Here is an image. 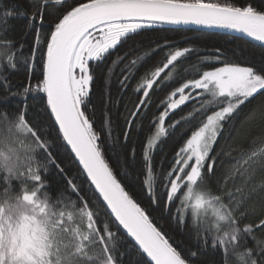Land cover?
<instances>
[{"label": "snow or ice", "instance_id": "1", "mask_svg": "<svg viewBox=\"0 0 264 264\" xmlns=\"http://www.w3.org/2000/svg\"><path fill=\"white\" fill-rule=\"evenodd\" d=\"M17 19L27 21L33 36L27 53L25 42L13 35ZM164 25L165 31L195 26L264 42V0L259 6L251 0H27L26 6L0 0V94H19L5 69L23 62L42 70L35 91L46 97L44 111L91 191L85 196L73 179L53 191L49 166L63 169L49 139L27 118L26 105L11 115L0 111V264H124L126 247L134 249L135 264H196L201 246L219 250L221 264H264V102L249 107L264 97V62L241 65L230 59L237 57L235 50L217 47L189 70L184 64L195 49L165 42V59L139 76L132 88L136 102L129 101L131 110L125 106L126 140L131 126L147 115L152 97L165 93L144 154L143 183L156 205L149 153L166 135V118L179 109L180 118L168 126L195 125L161 185L177 225L190 223L195 230V249L185 252L170 242L106 158L111 108H119L111 92L113 71L126 59L120 49ZM143 59L122 69L120 99ZM109 60L97 126L93 85ZM32 90L31 83L23 89ZM226 155L231 159L225 165Z\"/></svg>", "mask_w": 264, "mask_h": 264}, {"label": "trees", "instance_id": "2", "mask_svg": "<svg viewBox=\"0 0 264 264\" xmlns=\"http://www.w3.org/2000/svg\"><path fill=\"white\" fill-rule=\"evenodd\" d=\"M13 2L20 3L23 6L27 4V0H13ZM236 2L243 3L244 0H236ZM251 2L259 6V0H251ZM12 23L15 25L13 35L17 41L25 42L24 51L27 53L29 45L32 44L33 40L31 32L24 27L27 21L17 19ZM168 27L164 25L156 30H147L143 35L137 36L134 41H129L128 44L120 49L119 55L123 56L126 54V59L124 62L118 64L113 71L111 92L113 100H119V108L118 110L114 106L111 108L113 118L112 138L108 140L106 145V158L113 169L120 175L121 180L134 198L150 212L151 218L171 237L170 242H173L174 246H177L178 249L187 252L189 249L196 248L195 230L190 223L187 228L183 225H177L174 213L165 207L164 188L161 185L164 183L163 177L172 163L175 152L185 142V138L189 135L190 130L194 129L195 125H189L182 121L181 124H176L175 127H169L168 123L170 121L180 118L177 114L180 111L179 109L170 113V116L166 118V135L159 140L149 154L153 179L155 181V198L159 199V205H156L150 202V194L145 190L146 186L143 183L147 179L144 154L147 141L156 130L153 124L156 122L158 109L161 107L157 101L161 100L165 93L160 92L158 95L152 97L153 105L150 109L146 110L147 115L141 119H137L131 126V132L126 140L123 136L125 131V106L127 105L131 110L132 103H129V101L136 102V96L132 94V88L136 85L139 76L145 70L153 68L165 59L167 54L164 48L165 42L195 49V51L189 54V59L184 64V67L189 70L193 66H200L202 64L201 58L210 56L217 47L227 48L230 53L232 50H235L237 57L233 58L230 56L233 62H238L241 65L256 64L258 66L261 62H264V46L243 38L232 39L220 32L198 31L181 26H176L173 31L163 30ZM137 57L144 58L141 61L143 67L139 68L135 77L131 79L127 90L128 94L123 99H120L117 93V88L119 87L117 81L121 77L122 69H125ZM115 58L116 55L114 54L111 59ZM36 60L37 62L40 61L39 53H37ZM108 67H111V60L97 71V78L93 85V92L95 93L93 99L97 103L95 118L97 126H99L101 116L100 97L104 92V73ZM41 71L40 68L32 67L31 65L26 67L23 62L18 63L15 70L5 69L13 92L19 94H0V111H7L11 115L23 111L26 105L27 118L31 122L38 124L40 130L49 139L53 158L63 169L61 172L54 166H49L47 181L51 184L53 191L63 190L66 187V180L73 179L75 183L81 185L84 189V195L90 197V182L82 174V168L74 154L62 140V137L58 136L56 127H54L49 115L44 111L46 97L41 99L40 97H43L44 94H38L35 91V85L40 78ZM29 83H31L33 90L25 94L23 89ZM261 102H264V97L257 96L249 107H254ZM233 137L234 139H238L236 133L233 134ZM233 142V140H228L227 144L230 145ZM229 159L231 157L227 155L224 157L225 165ZM220 167L221 161L218 160L217 169H220ZM248 243L251 244V241ZM125 251L124 264H135L138 257L135 255L134 249L126 247ZM196 264H221L219 250L201 246L200 254L196 258Z\"/></svg>", "mask_w": 264, "mask_h": 264}, {"label": "water", "instance_id": "3", "mask_svg": "<svg viewBox=\"0 0 264 264\" xmlns=\"http://www.w3.org/2000/svg\"><path fill=\"white\" fill-rule=\"evenodd\" d=\"M181 27H186V28H189V29H192V30H198V31H212V32H220V30H215V29H197L195 26H181ZM222 33V32H220ZM233 36H240V34H233ZM240 38H243V39H247V40H250V41H253L255 43H258L260 45H263L264 46V42H258V41H255V40H252L251 38H247V37H240ZM66 143V142H65ZM70 148V146H68ZM71 150V148H70ZM74 154V153H73ZM75 156V155H74ZM77 160V159H76ZM77 162L79 163V161L77 160Z\"/></svg>", "mask_w": 264, "mask_h": 264}, {"label": "rangeland", "instance_id": "4", "mask_svg": "<svg viewBox=\"0 0 264 264\" xmlns=\"http://www.w3.org/2000/svg\"><path fill=\"white\" fill-rule=\"evenodd\" d=\"M155 133H156V130H155L154 134H152V136H154ZM152 136L150 137V139L152 138ZM162 137H163V136H162ZM162 137H161V138H162ZM161 138H160V139H161ZM158 142H159V141H157V143H158ZM157 143H156V145H157ZM156 145H155V146H156ZM155 146H154V147H155ZM146 149H147V146H146ZM149 154H150V153H149Z\"/></svg>", "mask_w": 264, "mask_h": 264}]
</instances>
